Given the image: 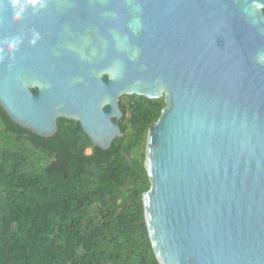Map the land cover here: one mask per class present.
I'll return each mask as SVG.
<instances>
[{"label": "water", "instance_id": "obj_1", "mask_svg": "<svg viewBox=\"0 0 264 264\" xmlns=\"http://www.w3.org/2000/svg\"><path fill=\"white\" fill-rule=\"evenodd\" d=\"M16 35L0 105L37 135L63 118L108 149L121 97L165 99L143 195L160 264H264V0H47L19 21L0 6V41Z\"/></svg>", "mask_w": 264, "mask_h": 264}, {"label": "trees", "instance_id": "obj_2", "mask_svg": "<svg viewBox=\"0 0 264 264\" xmlns=\"http://www.w3.org/2000/svg\"><path fill=\"white\" fill-rule=\"evenodd\" d=\"M119 106L122 136L102 149L78 122L60 118L43 137L0 105V264H160L143 195L146 138L165 99Z\"/></svg>", "mask_w": 264, "mask_h": 264}, {"label": "clouds", "instance_id": "obj_3", "mask_svg": "<svg viewBox=\"0 0 264 264\" xmlns=\"http://www.w3.org/2000/svg\"><path fill=\"white\" fill-rule=\"evenodd\" d=\"M5 5L7 6L10 18L13 21H19L24 17L29 6L33 9V12L36 13L47 7V0H0V6ZM137 11H139V9H137ZM108 15L115 16V13H108ZM140 26V20L137 18L134 21L133 31L135 32ZM39 39V32L33 30L29 42L35 45ZM125 39H127V37H125ZM22 44L23 37L19 35L0 41V63H3L6 58L14 62L16 53L20 50ZM138 56L139 50L136 49L132 52L130 59L135 60ZM13 67L14 63H9L8 70L11 71Z\"/></svg>", "mask_w": 264, "mask_h": 264}, {"label": "rangeland", "instance_id": "obj_4", "mask_svg": "<svg viewBox=\"0 0 264 264\" xmlns=\"http://www.w3.org/2000/svg\"><path fill=\"white\" fill-rule=\"evenodd\" d=\"M87 153H91V149H88V150H87Z\"/></svg>", "mask_w": 264, "mask_h": 264}]
</instances>
